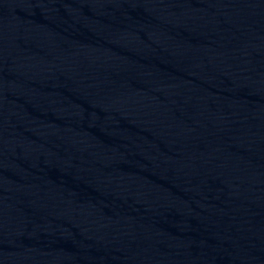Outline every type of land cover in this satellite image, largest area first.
<instances>
[{"label":"water","instance_id":"water-1","mask_svg":"<svg viewBox=\"0 0 264 264\" xmlns=\"http://www.w3.org/2000/svg\"><path fill=\"white\" fill-rule=\"evenodd\" d=\"M0 264H264V0H0Z\"/></svg>","mask_w":264,"mask_h":264}]
</instances>
